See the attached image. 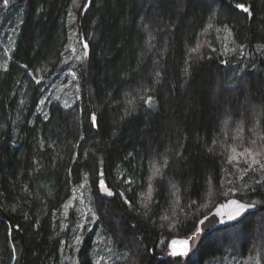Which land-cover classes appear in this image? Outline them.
<instances>
[{
	"label": "trees",
	"instance_id": "16d2710c",
	"mask_svg": "<svg viewBox=\"0 0 264 264\" xmlns=\"http://www.w3.org/2000/svg\"><path fill=\"white\" fill-rule=\"evenodd\" d=\"M234 2L243 0H93L89 10H75L71 24V0H10L7 9L0 7V264H92L100 246L111 250L101 254L111 256L101 264L254 256L264 264V188L254 183L262 178L244 171L243 161L230 165L222 156L228 145L239 143L242 151L248 140L264 136V115H257L264 113V50L256 47L264 43V0H249L252 19ZM198 43L200 52L191 53ZM68 83L71 107L55 96ZM148 95L153 106L140 99ZM129 101L136 110L125 117ZM93 111L99 128L90 126ZM225 120L232 135L243 125L242 142L209 153L214 138L224 139ZM165 154L170 183L156 184L145 218L143 210L123 204L119 192L128 185L122 181L135 177L139 208L150 161ZM101 170L113 197L96 195ZM85 175L89 207L101 220L82 230L77 243V211L67 218L62 213ZM233 197L257 201L260 210L202 234L185 257L169 253L170 240L196 237L199 221Z\"/></svg>",
	"mask_w": 264,
	"mask_h": 264
},
{
	"label": "snow or ice",
	"instance_id": "6c2138e0",
	"mask_svg": "<svg viewBox=\"0 0 264 264\" xmlns=\"http://www.w3.org/2000/svg\"><path fill=\"white\" fill-rule=\"evenodd\" d=\"M12 2H14V0H12ZM93 3V0H87L86 3H81L80 0H71V7L69 8L68 12H67V18H68V22L71 24L73 21L76 20L77 18V11L78 9H83V10H89L90 9V5ZM10 4V0H2V4H0V7H3L4 9H7L8 6ZM234 8L236 10H238L240 13L242 14H246V18L248 19H252L253 18V6L252 4L249 2V0H243V2H234ZM80 15H83V12L79 13ZM216 14L212 13V16L210 17V19L212 17H214ZM261 21H264V16L260 17ZM96 22L93 21V24H95ZM213 27L212 23L208 24V28L211 29ZM224 29H227V25H224ZM207 31V29L205 30ZM215 31L219 32L221 31V29L217 28L215 29ZM229 35H231V32H229ZM153 37H151V35L149 36V41H148V47L149 50L151 49V47H153L151 41H152ZM89 47L87 42L83 43V48L87 49ZM202 45L201 44H197L196 47L190 49L191 53H199L200 49H201ZM239 47H243V45H240ZM257 51H261L264 50V43L258 44L257 46ZM213 51H216V49H212ZM65 51H69V49H65ZM71 51L75 52V49H72ZM226 51H228V49H226ZM88 53L87 51L84 52V56H87ZM202 58V57H201ZM77 60H82L83 57L80 55L76 56ZM66 62V61H65ZM223 62V61H222ZM27 67V66H24ZM188 72V68H185V73ZM69 75H71L72 80H77L78 77L76 75L75 72H71L69 73ZM157 77L159 76V73H156ZM37 83H39L40 81L37 80ZM154 89H149L148 91H153ZM59 99V98H57ZM141 100H143V102L149 106H153L154 104V97L151 95H148L147 97L141 96L140 97ZM41 103H43V101H41ZM129 107L125 109V117L131 116L133 115V113L135 112V107L132 104V101L128 102ZM65 107H71L70 105L67 104V102H65ZM257 115H264V113H260ZM99 117L96 111H93L91 113V117H90V126L93 128H99ZM123 119V117H122ZM260 121L257 120V123H259ZM224 125L225 127L223 129H221V136L224 138L223 140L220 139V137L214 138L212 140V147H208V152L209 153H213L215 154L216 151V147L215 146H221L223 147L224 145H228V141H232L233 143H236L237 141H241L242 142V137H241V133L244 131V127L242 124H238L235 128V135L231 134V129H228V120L224 121ZM255 128V126H254ZM253 131V134L255 135L254 129L250 130ZM81 139H83V137H81ZM247 146H243L242 151L238 150L241 147V144L237 143L236 146H231L228 145V147L225 148V153H222V156L225 158V162L232 165V164H239L241 163V161H243L244 163H246L248 165L247 169H244V171H248L249 169H251L253 172H259L260 176H261V180H256L254 183L259 185L260 188H264V136H257L254 139H250L246 142ZM87 153H85V159L87 160ZM129 156H131L132 154L129 153ZM159 155V154H157ZM173 156L178 158V159H183V157L181 156V154L179 152H173ZM134 159V157H133ZM169 167V159L168 156L165 154L163 159H156V160H152L150 161L149 164V172L146 173L147 175V193L146 195L143 197V202L139 204V208L137 207V201L135 199V189L132 187L133 184L136 183V179L135 177H133L132 179H125L122 181L123 184H127L128 187L126 189H124L123 191L119 192V197L122 199L123 204L127 205L129 210L135 211V212H140L141 210H143V215L145 218H150L148 217V207H149V203L152 202V193L153 191L156 190V184H159V186L161 188H163L165 186L166 183H170V178L167 175V172L165 171V169H167ZM104 171L101 170L98 173V176L100 177L98 180V183L96 184V187L98 188V191L96 193V195L98 197H103V196H108V197H113L116 195V193L112 190V188L107 184L106 180L104 179ZM143 180L144 177H141V187L144 186L143 184ZM84 183L80 184L78 186V189H85L86 191L91 190V186L88 184V176L85 175L84 177ZM208 193L212 194L213 192V185H212V181L211 179H209L208 181ZM173 188H176V185H172ZM245 187H250L249 185H245ZM178 191V189H177ZM127 192H132L133 196L132 197H128L126 195ZM258 194L259 191L257 190ZM231 192L229 191L228 193H224V195H230ZM173 195H175V193H173ZM74 200H78V197L76 196H72L69 200V202H67L64 205V208H71L73 207L72 201ZM82 202V201H81ZM89 203L91 204L92 201L90 200ZM193 204H195L196 202L193 201ZM230 205L234 206V210L227 214V221H237V223H241V220H238L237 218L241 217V214L245 211L246 208L252 207L254 206L255 203H258L257 201H254L252 205H248V204H244V203H240L238 200H230L228 202ZM86 208V212H81V221L77 222L75 227L73 228V232L76 233L77 229H83L85 232L88 231H92L91 228H89V225L95 224L98 221L101 220V217L99 215H97V210L94 207H88L87 205H85ZM13 211L16 210L15 207H13L12 209ZM77 211H79V209H76ZM219 215V213L217 214ZM87 217L86 219H84V217ZM164 219H167V217H164ZM208 217H205V220H207ZM220 223H226L225 220H221L219 221ZM37 223H39V221H37ZM201 224L204 223V221H200ZM175 225H170V227H174ZM100 234L98 233V236ZM75 240L77 243H81L82 242V235L80 234H76L75 235ZM173 245L176 243L175 240H173L171 242ZM187 243V242H185ZM181 254H186L185 253H181ZM172 255H176V252L173 251ZM74 264H88L87 260L84 261H74ZM92 264H101V260H94L92 261Z\"/></svg>",
	"mask_w": 264,
	"mask_h": 264
},
{
	"label": "rangeland",
	"instance_id": "374dc122",
	"mask_svg": "<svg viewBox=\"0 0 264 264\" xmlns=\"http://www.w3.org/2000/svg\"><path fill=\"white\" fill-rule=\"evenodd\" d=\"M10 35H12V33H9ZM225 40H224V44H225V51L226 49L229 50H232V45L230 43L231 40L229 39V36L226 34L225 36ZM227 52V51H226ZM4 55H6L4 52H3ZM69 86V83L67 84V86L65 87H59L57 89V92H55V96L57 97H61V101L62 103H65L67 102L68 103V100H69V97H68V94L66 93V90ZM46 98V97H45ZM45 100V99H43ZM42 101V100H41ZM45 104V102H43ZM43 103L40 102V105H44ZM73 196H76L78 197V200H74L72 201V204H73V207L71 208H64L63 209V217L64 218H67L69 216V214L71 213V209H79V211H77V215L75 216V225L77 222L81 221V212H86V208H85V205H87L89 207V198H88V195L86 193V190L85 189H79V190H76L74 195ZM82 201V202H81ZM69 202V201H68ZM87 217L85 216L84 219H86ZM90 226V225H89ZM83 229H77L76 231V234H80L82 232ZM202 234H198L196 237L192 238L191 242V250L194 248L195 244L197 243V241L200 239ZM100 246V245H99ZM111 250L106 248V250H103L102 247L100 246V248H96V251H95V260H109L110 257H108L107 255H105V258H103L101 256V254H104L103 252H106V253H109ZM68 258V257H67ZM107 259V260H106ZM205 264H259V260L257 257H249V258H234V259H231V258H223V259H213V260H209V261H206Z\"/></svg>",
	"mask_w": 264,
	"mask_h": 264
},
{
	"label": "water",
	"instance_id": "95a60500",
	"mask_svg": "<svg viewBox=\"0 0 264 264\" xmlns=\"http://www.w3.org/2000/svg\"><path fill=\"white\" fill-rule=\"evenodd\" d=\"M238 200L240 203L252 205L253 203H246L241 201L238 198H230L226 202L217 205L210 213H208L206 216H204L200 221H204L203 224L198 223V234H210L216 230H219L221 228H225L228 226H231L233 224H236L237 221H227V214L231 213L234 210V206L230 205L228 202L230 200ZM260 210V207L254 204V206L246 208L245 211L241 214V217L237 218L238 220L244 219L247 215L251 213L258 212ZM219 213V215H217ZM205 217H208L207 220H205ZM225 220L226 223H220L219 221ZM175 240L176 243L173 245L171 242ZM191 238H173L168 242V251L172 255V252L175 251L176 255H172L174 257H185L189 255L191 252ZM187 242V243H185ZM186 254H181L185 253Z\"/></svg>",
	"mask_w": 264,
	"mask_h": 264
}]
</instances>
